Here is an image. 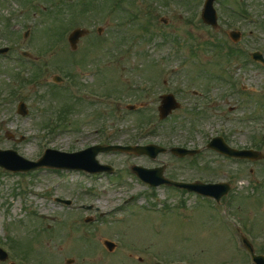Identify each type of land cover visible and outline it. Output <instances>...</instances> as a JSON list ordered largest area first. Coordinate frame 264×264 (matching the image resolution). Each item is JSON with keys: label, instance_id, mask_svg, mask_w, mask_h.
<instances>
[{"label": "rangeland", "instance_id": "374dc122", "mask_svg": "<svg viewBox=\"0 0 264 264\" xmlns=\"http://www.w3.org/2000/svg\"><path fill=\"white\" fill-rule=\"evenodd\" d=\"M204 1L129 0L126 6L136 19L123 10L104 13L106 4L79 13V1L63 7L68 22L64 14V22H51L49 16L40 22L38 9L22 17L21 7L28 2L0 0V46L13 50L8 61L0 59L1 149L32 161L47 149L71 153L106 141L202 150L194 164L171 154L154 162L101 155V163L113 165L118 177L46 170L21 175L0 168V245L12 262L157 264L152 251L161 264H253L240 234L221 224L223 207L173 189L153 190L132 173L134 164H165L167 175L177 180L236 184L237 199L235 194L226 199L231 215L226 221L239 224L256 252L264 253V161L236 163L206 149L220 134L234 147L264 153V67L251 60L253 52L264 53V0H216L220 26L215 30L202 20ZM45 6L54 7L50 16L58 21L57 5ZM75 28L90 33L72 50L68 36ZM233 30L242 33L239 43L229 38ZM26 51L33 60L24 61ZM61 73L71 80L59 87L54 76ZM228 83L236 84L240 94ZM204 84L213 93L214 107L198 120L188 111L210 100ZM86 90L94 101L84 96ZM168 92L179 94L186 108L161 123L165 131L148 135V117L159 120L158 95ZM20 102L28 106L25 117L17 113ZM144 103L146 110L127 109ZM89 216L94 223L87 224ZM105 241L116 243L114 252H108Z\"/></svg>", "mask_w": 264, "mask_h": 264}, {"label": "water", "instance_id": "95a60500", "mask_svg": "<svg viewBox=\"0 0 264 264\" xmlns=\"http://www.w3.org/2000/svg\"><path fill=\"white\" fill-rule=\"evenodd\" d=\"M214 1L215 0H207L203 19L205 23L217 27V16L216 11L214 10ZM88 32L86 30L78 29L74 31L70 37L69 41L73 49L77 48V44L79 40L84 37ZM7 51L0 50V53ZM255 59H259L263 62V57L261 54H255ZM179 105L176 104L175 99L173 96H166L164 97L162 106L160 108L161 117L167 118L173 110L177 109ZM19 113L22 115L27 114V109L25 104H21L19 107ZM210 148L218 151L221 154L230 156V157H238L241 159H251V160H259L264 159V156L257 152V151H237L230 148L223 138L215 139ZM110 151H120L122 153H135L137 155H149L155 158L159 152L163 150L155 147V146H148V147H122V146H109V147H102L96 146L86 152L76 153V154H66L57 151H48L47 154L40 159L38 162H29L22 157H20L16 152L13 151H1L0 150V166L14 171H32L41 167H49V168H59V169H67V170H80V171H87L90 173H102V172H109L112 173L113 169L108 168L107 166H100L96 161V157L101 152H110ZM173 152L181 157L185 155H194L198 153L197 151H189L183 149H174ZM134 171L137 172L138 176L141 177L143 180L149 182L153 186H159L162 184L172 185L180 188H185L191 192H196L205 196H210L218 201L225 195H227L230 191V186L227 184H182L173 182L170 180H166L163 177V169L158 170L159 174H156L155 171L144 170L140 167H135ZM69 204L70 202H66ZM245 245L251 254V257L255 264H264V256H256L252 245L244 239ZM110 250L114 249V244L110 242H105ZM7 256L4 254L2 250H0V259L5 260Z\"/></svg>", "mask_w": 264, "mask_h": 264}, {"label": "flooded vegetation", "instance_id": "af4514ba", "mask_svg": "<svg viewBox=\"0 0 264 264\" xmlns=\"http://www.w3.org/2000/svg\"><path fill=\"white\" fill-rule=\"evenodd\" d=\"M139 260L142 262V261H144V259H142V258H139Z\"/></svg>", "mask_w": 264, "mask_h": 264}]
</instances>
